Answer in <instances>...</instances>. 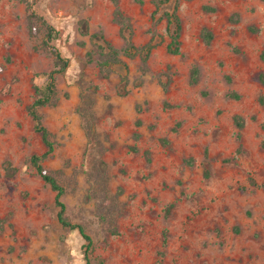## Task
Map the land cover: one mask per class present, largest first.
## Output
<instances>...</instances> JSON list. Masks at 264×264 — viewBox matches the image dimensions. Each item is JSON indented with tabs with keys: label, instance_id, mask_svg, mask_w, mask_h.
Segmentation results:
<instances>
[{
	"label": "rangeland",
	"instance_id": "obj_1",
	"mask_svg": "<svg viewBox=\"0 0 264 264\" xmlns=\"http://www.w3.org/2000/svg\"><path fill=\"white\" fill-rule=\"evenodd\" d=\"M29 1L69 60L37 108L53 143L41 164L91 246L30 163L46 149L27 110L53 69L44 29L0 0V264H264V0H179L177 54L174 0ZM116 6L132 42L154 45L145 73L138 56L98 65L91 33L124 46Z\"/></svg>",
	"mask_w": 264,
	"mask_h": 264
},
{
	"label": "trees",
	"instance_id": "obj_2",
	"mask_svg": "<svg viewBox=\"0 0 264 264\" xmlns=\"http://www.w3.org/2000/svg\"><path fill=\"white\" fill-rule=\"evenodd\" d=\"M27 7L28 15H27V25L30 32L35 31L37 26H41L44 29V33L41 39V46L50 50L53 56V69H51L47 73H43L46 77V83L43 88L35 87L36 97L32 101V103L27 107L28 113L33 120V129L35 132L39 133L41 136V140L46 147L45 151L42 154H33L30 157L31 166L36 171L37 175L49 185L50 189L54 192L53 203L57 209L56 217L58 222L66 228L76 229L80 235L82 236L85 243H83V247L85 248V252H89L91 246V238L85 232V228L81 224L72 223L66 215L65 204L62 201V195L64 194V187L57 180V178L53 175L52 172L48 171L43 167L41 161L46 158L53 150V143L50 140V134L48 130L42 125L40 120V115L37 112V108L46 104L52 103L54 101V89H55V78L57 74H60L65 71L68 66L69 60L64 58L61 53L53 46L52 42L57 39L58 31L52 25L48 24L45 20L42 19L37 13L32 9V3L29 0H22ZM139 3H142L143 0H136ZM169 0H156V5L168 2ZM115 4H117V0H113ZM179 0H174L175 6L172 12H165V18L167 22H173L175 24V28L173 33L171 34V40L167 44V50L171 54H177L180 50V33L181 26L179 22V18L176 12L177 4ZM113 16L115 22L119 25L120 35L124 40V46L122 49L115 48L111 45V43L103 36V34L99 32H94L90 34L91 39H98L101 43L97 44L99 49V58L98 65L101 70L104 72H108L110 66L113 64H122L123 57L125 58H133L138 56L140 59V71L141 73H145L147 71V60L150 55L153 44L147 43L144 46L138 47L136 46L130 36L125 34V30L128 28V23L126 22V17L123 12L115 7L113 11ZM82 34H87L88 29L86 26V21L82 20ZM205 40H209L211 38V34L208 31H203V36ZM90 53H88L89 55ZM192 79H196V70H192ZM260 102L264 103V97L260 98ZM236 125L238 129L243 128V119L240 116H236L235 118ZM8 162L4 163V167L9 168ZM15 171V169H8V171ZM206 174V171H205ZM85 264H90L89 259H85Z\"/></svg>",
	"mask_w": 264,
	"mask_h": 264
}]
</instances>
